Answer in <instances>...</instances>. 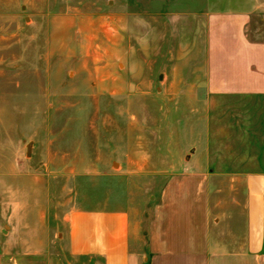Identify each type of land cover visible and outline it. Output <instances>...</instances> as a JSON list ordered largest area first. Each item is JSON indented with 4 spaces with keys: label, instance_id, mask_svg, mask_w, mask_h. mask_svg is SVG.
Masks as SVG:
<instances>
[{
    "label": "rangeland",
    "instance_id": "1",
    "mask_svg": "<svg viewBox=\"0 0 264 264\" xmlns=\"http://www.w3.org/2000/svg\"><path fill=\"white\" fill-rule=\"evenodd\" d=\"M209 11L246 13L245 37L264 45V0H0V244L17 201L30 213L16 240H35L42 195L48 221L115 203L140 247L163 215L186 243L203 194L192 181L162 211L169 184L242 166L243 149L260 168L264 99L185 94L202 81ZM218 183L209 202L226 198Z\"/></svg>",
    "mask_w": 264,
    "mask_h": 264
},
{
    "label": "crops",
    "instance_id": "2",
    "mask_svg": "<svg viewBox=\"0 0 264 264\" xmlns=\"http://www.w3.org/2000/svg\"><path fill=\"white\" fill-rule=\"evenodd\" d=\"M247 23L246 13L205 14L202 81L185 87V94L205 95L211 100L264 99V45L245 37ZM189 50L188 44L186 53ZM227 151V159L241 156L233 154V149ZM245 151L242 166L230 162L220 170L196 166L200 171L194 168L189 181L169 184L162 211H166L169 197L179 195L192 181L196 191L203 194L199 204L203 215L195 219L197 232L186 243L176 235L180 234L179 227L173 228V233L169 231L163 215L147 235L146 247H140L137 226L130 224L129 212L115 203L113 207L105 204L92 209L72 208L60 218L53 214L48 221L49 205L42 195L35 203L38 235L30 243L16 240L17 230L30 212L20 216L18 201L8 211L9 231L0 244V264H264V153L259 156L260 168L252 170L251 157ZM220 179L226 181V198L209 202V195L222 191ZM37 190L42 194L41 185ZM25 203L27 211L29 205ZM178 210L174 206L172 214ZM216 213L220 217L214 216ZM219 228L224 231L212 235ZM53 230L54 238L50 234Z\"/></svg>",
    "mask_w": 264,
    "mask_h": 264
},
{
    "label": "water",
    "instance_id": "3",
    "mask_svg": "<svg viewBox=\"0 0 264 264\" xmlns=\"http://www.w3.org/2000/svg\"><path fill=\"white\" fill-rule=\"evenodd\" d=\"M31 144L27 146V154L30 152Z\"/></svg>",
    "mask_w": 264,
    "mask_h": 264
}]
</instances>
